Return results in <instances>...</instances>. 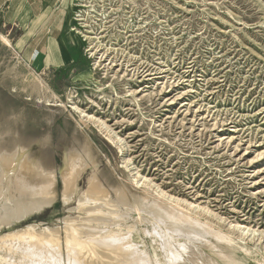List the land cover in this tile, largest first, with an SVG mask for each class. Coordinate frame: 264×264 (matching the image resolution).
Instances as JSON below:
<instances>
[{
    "label": "rangeland",
    "instance_id": "1",
    "mask_svg": "<svg viewBox=\"0 0 264 264\" xmlns=\"http://www.w3.org/2000/svg\"><path fill=\"white\" fill-rule=\"evenodd\" d=\"M33 3L0 0V144L48 134L31 151L56 170V198L29 217H7L12 224L2 217L0 264L4 239L21 237L28 224L59 230L55 247L66 264L65 221L79 224L91 214L74 208L95 169L115 201L96 213L122 235L127 216L117 220L107 210L120 208L119 187L131 201L176 209L228 239L178 236L180 264H228L218 248L236 264H264V0ZM46 29L41 65L31 48ZM80 143L92 149L96 167L62 200V154ZM133 210L131 238L153 258L152 224Z\"/></svg>",
    "mask_w": 264,
    "mask_h": 264
},
{
    "label": "bare ground",
    "instance_id": "2",
    "mask_svg": "<svg viewBox=\"0 0 264 264\" xmlns=\"http://www.w3.org/2000/svg\"><path fill=\"white\" fill-rule=\"evenodd\" d=\"M76 109L78 111L77 107ZM86 117L93 118L87 114ZM96 121L98 122V119ZM99 126L108 128L101 120ZM20 139L15 135L10 145L0 144V225L1 223L3 225L4 218L1 222L2 217L7 218L10 216L14 218L15 216L17 218L16 220L29 217L31 214L42 211L44 208L53 204L56 198V170L46 158L38 157L31 151L33 142L35 141L39 145H44L48 140V134L38 139L27 140V142H23ZM91 150L87 143H80L78 146L72 145L64 149L62 166L59 169L62 181V200L67 197L69 198L74 193L76 190V182L86 168L96 167V159ZM100 183H102V180L95 169L88 178L87 190L82 194L77 206L74 208L78 209L82 206L86 213L91 214H88V217L85 216L86 218L84 217L85 220L82 222H80L81 220L77 221L80 222L79 224L71 223L69 220L65 221V242L67 243L65 246L66 264H164L165 261L168 264H180V259L184 256L182 257L178 252V247H175L174 241L177 240L176 238L178 236L184 235L187 237L191 235L193 237L192 235H194L198 239L200 238L196 236L198 233L206 232L209 235L210 233L214 234L216 239L221 242L228 240L224 236L225 234L221 235L220 233L214 232L204 223L196 220L195 217L185 216L182 213L184 216H180L178 214L179 211L176 209L170 210L156 203L147 205L140 204L139 202L141 200L131 201L123 188L119 187L115 191V197L119 200L117 204L120 205V208L124 206L127 210L124 208L123 210L125 211L122 212L123 210H120V208L115 209L117 206H114L115 208L111 206L114 209L109 206L111 209L107 210L111 211L109 213L106 210V213L113 216L117 214L127 216L126 231L128 235H122L124 231L120 229L119 224V227L117 225L115 227L113 221H107L104 216L97 215L99 210L103 209L104 202L107 203H105L106 205H108V202H115L114 200L112 201L114 197L109 192L106 193L107 190L105 188L103 189V184L101 185ZM95 189L97 195L95 194ZM93 194L95 196H91ZM168 199L170 202L178 204V198L169 196ZM133 208L138 210L139 213L136 211L137 214L141 213L142 219L152 224V229L147 231L151 242H153V258L145 252L139 242L131 238L132 233L135 231V224L132 219L130 220V216L134 212ZM94 212L97 213L94 214ZM106 213L104 212L105 215L109 216ZM118 216H116L118 219L115 217L113 219L119 220L121 216ZM7 219H5V222ZM35 227H37L36 224H28L24 229L19 230L22 233L21 237L11 238V235H6L7 237L4 239L1 249L2 264H63L60 246L58 249L55 247L62 238L59 230H56L57 228L37 230ZM247 229L246 226H243L241 232L244 233ZM192 239L195 240V238ZM208 243L210 242L208 241ZM215 253L224 256L228 264L238 263L230 254H225L221 248H218Z\"/></svg>",
    "mask_w": 264,
    "mask_h": 264
},
{
    "label": "crops",
    "instance_id": "3",
    "mask_svg": "<svg viewBox=\"0 0 264 264\" xmlns=\"http://www.w3.org/2000/svg\"><path fill=\"white\" fill-rule=\"evenodd\" d=\"M30 3H31V1H33L34 3H36L37 2V0H28ZM43 2H44V0H42ZM33 3V4H34ZM48 4V3H47ZM49 5V4H48ZM56 15V14H55ZM54 18V17H53ZM52 18V19H53ZM52 19H50V20H48L43 26V29H45V27H49L50 26V22H51V20ZM65 25H66V23L64 22H62V25H60V27H59V29H58V31H57V34H56V37H55V40L56 39H58L60 36H62L63 35V32H64V27H65ZM63 26V27H62ZM49 31L50 30H48L47 31V29H46V32L45 33H43V36H41L34 44H33V46H32V48H31V55H34V54H36V56H35V58L36 57H40V56H42V59H41V61H40V64L41 65H43L44 64V56H45V54L47 53V49H46V43H47V40H48V38H49ZM45 40V42H43V41ZM60 58L62 59V60H64V57L61 55V53H60ZM35 62H39L37 59L35 60ZM65 63V62H67V61H60V63Z\"/></svg>",
    "mask_w": 264,
    "mask_h": 264
}]
</instances>
